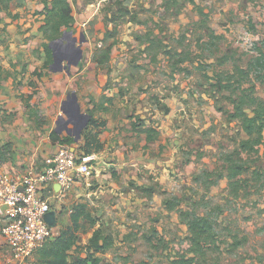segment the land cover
<instances>
[{
	"label": "rangeland",
	"instance_id": "obj_1",
	"mask_svg": "<svg viewBox=\"0 0 264 264\" xmlns=\"http://www.w3.org/2000/svg\"><path fill=\"white\" fill-rule=\"evenodd\" d=\"M70 1L75 24L65 30V37L76 38L77 46L83 38L85 42L80 70L64 68L63 75H77L81 90L88 84L98 87L100 75L107 76L103 89L115 90L124 104L121 110L132 111L141 129H156L158 140L144 141L145 165L138 171V186L129 180L132 192L125 196L132 199L126 204L116 197L105 203L101 195L91 194L99 187L94 177L100 167L94 164L91 177L80 179L62 204L59 226L49 242L72 226L74 208L83 204L95 223L80 221L71 260L88 254L89 241L99 229L113 241L110 249L97 254L101 264H174L181 256H191L188 226L181 217L187 212L214 224L217 245L197 257V264H264V177L257 181L254 176L264 170V146L243 155L247 172L238 178L241 183L235 191L224 159L246 135L241 124L226 114L233 107L222 94L214 98L210 92L214 75L232 74L235 67L247 69L258 49L264 51V0ZM16 2L0 11V85L11 77L19 83L36 73L48 76L43 67L45 44L63 60L51 71L75 59L64 48L67 40L62 47L44 36L42 5L33 0ZM252 82L256 96L264 101V81ZM14 86L22 92L21 86ZM1 96L0 136H4L18 112L11 108L16 101L9 106ZM79 127L78 119L63 113L55 126L66 135L70 130L73 137ZM137 138L140 144L141 137ZM7 144L0 142L1 163L15 155ZM150 188L156 192L149 193ZM168 201L174 209L168 208ZM0 264H16L1 237ZM27 264H42L40 251Z\"/></svg>",
	"mask_w": 264,
	"mask_h": 264
},
{
	"label": "crops",
	"instance_id": "obj_2",
	"mask_svg": "<svg viewBox=\"0 0 264 264\" xmlns=\"http://www.w3.org/2000/svg\"><path fill=\"white\" fill-rule=\"evenodd\" d=\"M33 1L42 5L41 14L46 17L45 5L38 0ZM88 16H90L88 13L87 15H83L85 19ZM80 62L78 65H73L68 69L72 70L71 72H74L73 70L79 71L81 67ZM48 72L50 74L47 76L46 72L41 80L35 75L40 81L33 77L31 80H25L24 82L18 79V83L16 79H11V76H9L11 77L9 78L10 81L7 82L6 79L1 81V83L6 81L0 85V94L3 96L0 95L2 100L9 103V106L16 101V107L11 108H15L18 114L12 123V127H9L4 136H0L2 143H10L15 153L13 158L8 162H0V174H27L29 171H41L49 166L50 161L63 146L60 143L53 142L51 134L56 131L61 137L69 136L55 128V126L62 113L70 118L71 112L70 106L67 104L68 98L72 94H75L82 114L90 116V121L93 120L96 125L105 123L104 127H99L96 131L104 143V149L98 153H94L97 156L95 165L98 164L100 167L99 174L94 177L97 182L95 186L99 187L98 190H94L91 194L96 196L101 195L105 203L112 199L115 202L116 197L120 204H126L131 197L130 195L128 197V194L125 196V194L132 192L128 186L129 180L136 182L138 186V179L136 177L139 169L145 165V157L142 153L144 152L143 147L145 146V142L148 144L155 143L158 140V133L155 132L153 140H148V135L144 130L154 128L143 126L141 129L137 118L133 117L132 111H128L127 107L121 110L124 104L119 103L120 101L117 100L114 93L115 90H105L102 87L107 84V76L100 75L98 87L94 88L92 84H88L81 90L78 88L77 75H73L72 77V74L69 73L63 75L62 70H50ZM52 72L53 74H51ZM95 76L96 74H94ZM36 81H38V84ZM32 82L36 83L38 87L37 85L36 88L31 87L30 83ZM40 83H46V86H39ZM13 84L21 86L22 92ZM32 94H34L33 99L29 102L32 108L36 109L35 105L38 104L37 101L39 100L40 102L38 104L39 121H36L34 114L26 108L27 98ZM45 118L47 123L44 124L42 122ZM90 121L86 129L94 128L90 125ZM154 130L156 131V129ZM138 136L141 137L142 142L140 144L137 143ZM81 139L78 142L76 141L74 145H71L70 148L76 152H80L82 146ZM54 188L58 191L57 186ZM66 200L67 198L60 202L54 201L58 226L60 222L59 216L62 213L61 206ZM0 237L3 239L1 232Z\"/></svg>",
	"mask_w": 264,
	"mask_h": 264
},
{
	"label": "trees",
	"instance_id": "obj_3",
	"mask_svg": "<svg viewBox=\"0 0 264 264\" xmlns=\"http://www.w3.org/2000/svg\"><path fill=\"white\" fill-rule=\"evenodd\" d=\"M14 0H0V11L8 10V6ZM45 5L46 23L42 27V32L49 41H56L60 38L66 29H70L75 24L73 5L70 0H38ZM154 43V42H152ZM44 51L46 62L44 68L46 71L51 70L54 63L53 50L50 44H45ZM46 73H36L41 79ZM264 81V51L258 49L257 55L250 62L247 69L234 68L232 74L223 76L216 74L212 77L214 83L212 94H222L223 98L233 107L232 111H226L231 120H236L241 124L242 130L246 135L245 139L238 142V147L233 152L225 156V163L228 165L227 178L229 179L234 190L240 187L241 180L238 178L247 172L244 154L255 152L258 147L264 146V101L256 96L255 85L252 82ZM248 84L247 87L245 85ZM36 83H30L31 87L36 88ZM228 93V95H225ZM34 94L27 98L26 108L34 114L36 121L40 120L38 110H34L30 105ZM219 111L224 112L223 108ZM90 125L94 128L104 127L105 123L96 125L91 120ZM85 132L82 138L80 153L91 155L104 149V143L101 141L99 133L92 130ZM148 140H153L155 135L154 129H145ZM51 140L61 145H74V137H61L56 131L51 134ZM1 142V141H0ZM10 148L11 144H7ZM1 151V150H0ZM255 179L259 181L264 177V170L254 172ZM149 193H155L154 188H150ZM167 206L171 203L168 201ZM174 209L175 205L168 207ZM188 226L191 242V256H181L174 261V264H197V257H202L207 250H211L217 243L214 241V224L207 217H200L196 214L190 215L185 212L181 215ZM82 219L95 223L91 214L87 211L86 205L80 204L74 208L71 215L72 226L61 233L51 242L47 243L40 249L42 264H101V258L97 254L104 253L113 246L111 237L105 236L101 230H96L89 241L88 254L71 260V253L77 247L78 231L80 230V221Z\"/></svg>",
	"mask_w": 264,
	"mask_h": 264
},
{
	"label": "built area",
	"instance_id": "obj_4",
	"mask_svg": "<svg viewBox=\"0 0 264 264\" xmlns=\"http://www.w3.org/2000/svg\"><path fill=\"white\" fill-rule=\"evenodd\" d=\"M97 161L63 145L47 168L27 174H0V232L16 264H27L54 236L46 215L87 181ZM58 187V191L55 190ZM57 213V212H56Z\"/></svg>",
	"mask_w": 264,
	"mask_h": 264
},
{
	"label": "water",
	"instance_id": "obj_5",
	"mask_svg": "<svg viewBox=\"0 0 264 264\" xmlns=\"http://www.w3.org/2000/svg\"><path fill=\"white\" fill-rule=\"evenodd\" d=\"M67 40V44L65 45V49L66 51L73 53L75 59L74 61H70L68 62L67 66H64L63 68L61 67L60 70H63L64 68L68 69L71 68L73 65L76 66L79 64V62L81 61L82 57H83V50H82V44L85 42V39L83 38L80 41V45L77 46V39L75 38L73 41L68 40V38L65 37V34L62 38L54 41L55 43H60L62 45L60 46H64L63 42ZM52 48V45H51ZM53 56H54V63L51 66V70L52 68H54L57 64H59L60 66H62L63 60L62 58H58L57 53L55 52L56 49H53ZM55 71H59V70H55ZM68 103L70 106V112H71V116H73L74 119H78L82 122V124L79 127V131L77 133V135L74 136L75 140L78 142L81 138H82V131L85 130L88 126H89V121H90V116L86 115V114H82L81 113V108L77 102V98L75 96V94H72V96H70L68 98ZM76 124V123H75ZM69 135L71 137H73L70 133V130H67ZM46 221L47 223L52 227V228H57L58 227V219H57V213L55 211H52L50 213H48L46 215Z\"/></svg>",
	"mask_w": 264,
	"mask_h": 264
},
{
	"label": "flooded vegetation",
	"instance_id": "obj_6",
	"mask_svg": "<svg viewBox=\"0 0 264 264\" xmlns=\"http://www.w3.org/2000/svg\"><path fill=\"white\" fill-rule=\"evenodd\" d=\"M81 124H82V122L80 120H78V125H81Z\"/></svg>",
	"mask_w": 264,
	"mask_h": 264
}]
</instances>
